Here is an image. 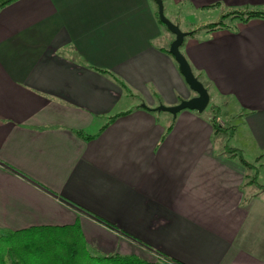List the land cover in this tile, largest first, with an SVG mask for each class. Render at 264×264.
<instances>
[{"label": "crops", "instance_id": "0c3cea01", "mask_svg": "<svg viewBox=\"0 0 264 264\" xmlns=\"http://www.w3.org/2000/svg\"><path fill=\"white\" fill-rule=\"evenodd\" d=\"M162 1L182 31L195 12L264 10V0ZM156 11L154 0L0 9V162L30 178L0 163V228L77 222L98 254L264 264V191L223 152L206 111L234 114L264 154V18L184 38L180 51L209 103L173 116L154 108L195 92ZM259 169L258 181L264 162Z\"/></svg>", "mask_w": 264, "mask_h": 264}, {"label": "trees", "instance_id": "16d2710c", "mask_svg": "<svg viewBox=\"0 0 264 264\" xmlns=\"http://www.w3.org/2000/svg\"><path fill=\"white\" fill-rule=\"evenodd\" d=\"M15 0H0V9ZM156 18L157 11H156ZM253 18H264V10L256 8L228 9L222 11L217 20L199 23L190 28L189 36L200 31L211 32L228 27V20L246 22ZM158 22L165 27L158 19ZM169 32V31H168ZM187 35V36H188ZM130 95L126 85L119 81ZM131 96V95H130ZM210 122L214 128V134L225 133L231 136L234 126L224 123L219 118V108L211 105L209 108ZM121 114V113H120ZM123 114V112H122ZM116 117V116H114ZM113 117V118H114ZM170 128V127H169ZM168 128V129H169ZM81 134V132H79ZM223 152L236 158L251 173L246 175V183L254 184L259 190L264 191V183L257 180L258 167L253 162L245 160L241 151L231 147L227 142L223 146ZM1 163V162H0ZM12 171L13 168L1 163ZM29 179L27 176L22 175ZM33 182V181H32ZM45 189L40 184L34 182ZM46 190V189H45ZM0 264H181L168 257L159 254L154 261L146 260L138 255L98 254L86 243L78 223L63 226H30L19 230L0 228Z\"/></svg>", "mask_w": 264, "mask_h": 264}, {"label": "water", "instance_id": "95a60500", "mask_svg": "<svg viewBox=\"0 0 264 264\" xmlns=\"http://www.w3.org/2000/svg\"><path fill=\"white\" fill-rule=\"evenodd\" d=\"M157 5V16L161 23H163L168 31L174 35L173 41L170 43L168 52L174 58L181 75L188 87L195 92V96L189 99H181L177 104L164 105L159 104L154 109L156 111H162L170 113L175 116L178 112L188 109L202 112L206 109L209 103V93L207 88L193 73L190 64L185 56L180 51L184 38L189 34V31H182L180 27L168 19L164 14V5L162 0H154Z\"/></svg>", "mask_w": 264, "mask_h": 264}, {"label": "rangeland", "instance_id": "374dc122", "mask_svg": "<svg viewBox=\"0 0 264 264\" xmlns=\"http://www.w3.org/2000/svg\"><path fill=\"white\" fill-rule=\"evenodd\" d=\"M171 10L173 13L174 8L173 7L170 8L169 6L166 5L165 10H164V14L166 17L169 16V13ZM227 10H228V7L224 6V9L223 8H214L213 10H210L207 12H195L190 16L187 14L188 15L187 17L191 18L190 21L189 22L187 21V22L193 26L194 24L198 25L199 23L203 24V23H207L210 21H214V20H217L219 18V15L222 11H227ZM180 11L183 14H184V12L186 14L187 13L186 11H190V10H184V11L180 10ZM184 17H186V16H184ZM184 19L185 18H183L182 20H184ZM227 22L231 23L230 20H228ZM181 25H182V27H189L190 26V25L189 26L186 25V23L183 21H182ZM170 38H171V42H172L174 39V36H170ZM170 43L168 42V45H167L168 48H169ZM209 108L210 107H208L206 109V111H208V113H209ZM222 118H224V120H222V119L221 120L224 121L225 124L230 125V126H234V132L231 136L226 135L225 133H222V135L225 136V143L227 142V144L229 146L238 148L241 151L243 158L249 162H253L255 164V166L258 167V170H260L259 168L263 166L264 154L260 153L259 155L256 156V151L247 143V140L245 139V136H244L243 131H242L243 125H242L241 121L238 120L234 114L232 116H231V114H228V117L225 118V116H224ZM250 173H251V171H250ZM263 180H264V177L261 176L259 178V181H261L263 183L264 182Z\"/></svg>", "mask_w": 264, "mask_h": 264}]
</instances>
